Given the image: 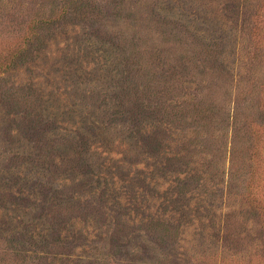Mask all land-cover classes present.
Segmentation results:
<instances>
[{"label":"rangeland","instance_id":"374dc122","mask_svg":"<svg viewBox=\"0 0 264 264\" xmlns=\"http://www.w3.org/2000/svg\"><path fill=\"white\" fill-rule=\"evenodd\" d=\"M0 264H264V0H0Z\"/></svg>","mask_w":264,"mask_h":264},{"label":"trees","instance_id":"16d2710c","mask_svg":"<svg viewBox=\"0 0 264 264\" xmlns=\"http://www.w3.org/2000/svg\"><path fill=\"white\" fill-rule=\"evenodd\" d=\"M160 112V110H159ZM159 130V131H158ZM158 130H155L154 133H153V130L150 126H142L137 132V136H138V144H139V141L140 143H143V144H148L149 146L155 142L158 137H159V134L162 133L163 135H166L167 137H170L168 136L167 134L170 132V129L167 128L166 126H162V128L158 129ZM184 142L180 143V146H185V148H181L184 152V156L187 158V159H190L194 164H196L198 167H194V168H191L190 169V172H189V184H197L198 186L201 187V189L203 188L204 192L206 193V195H211V193L214 195L215 192L218 191V187H220V190L222 189V187L228 183L226 182V178H224V180L221 182V183H224V185H219L217 184V177H219L218 175L220 174L219 172V169H214L215 167L213 166V162L209 159V151L204 148L202 149H194L191 146H189L188 144H186L188 142V140H183ZM200 144L198 141L194 143V146L197 147V145ZM201 145V144H200ZM161 150H162V147H161ZM164 152V151H163ZM247 152V151H246ZM164 155L163 153L160 152V156H161V159L164 158ZM232 168V167H231ZM206 169V170H204ZM202 172V173H201ZM150 172L147 173V176L144 180V182H148L149 185H153V186H157L158 184L154 182V180H152L151 176L148 177ZM193 179V181H192ZM227 186L228 184L225 185V189H227ZM148 187H152V186H148ZM209 187V188H208ZM154 190L156 188L152 187ZM141 187L139 189L136 190V192H131L130 194H132V196H135L134 198H130L128 196H125L123 198H121V200L124 202V204H128V202L126 200L129 199V202L130 204H137L139 205L140 204V209H143V208H148L149 210H152L154 208V203H152V206L150 207V204H145L144 205V202L145 201H142L144 200L143 199V192H140L141 190ZM165 193H163L164 197H162L163 199H166V202L162 204V206L164 207L165 205H167V208L166 209H172V213H178L180 210H177V208L175 207V202L176 200H174L176 198V196H171L174 189H171V188H167L164 190ZM148 193H152L151 191H146ZM223 193V192H222ZM225 193V192H224ZM129 194V196H130ZM168 196V197H167ZM174 197V199H172ZM210 196H207L205 197L206 200L209 199ZM147 198H152L150 196H148ZM119 201L122 203V201ZM186 201V200H185ZM143 205H141L142 203ZM171 203V204H170ZM173 203V204H172ZM185 206H192V203H189L187 204H184L182 207L180 208H185ZM143 207V208H142ZM150 207V208H149ZM157 210L155 211H152L153 213V216L154 217H150L149 219V222L150 223H153L154 224V221L155 219L154 218H158V220H161L162 218V225L164 226V224L166 225H170V226H174V223H176V220L178 219V222L180 220V217L176 218L174 217L173 215H164L162 216L161 214L158 213V207L156 208ZM200 210V208H198ZM193 214H190L189 216H192ZM148 216V215H146ZM162 216V217H160ZM166 217V218H164ZM149 224V223H147ZM176 231L174 232H170V233H173L175 236H174V239L176 237V234L177 232L179 233L180 230H179V226L177 225L175 227ZM181 234V233H180Z\"/></svg>","mask_w":264,"mask_h":264}]
</instances>
